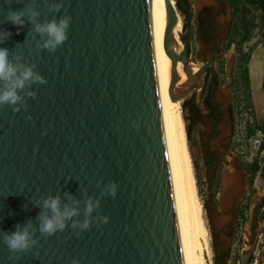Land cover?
<instances>
[{
    "label": "water",
    "instance_id": "water-1",
    "mask_svg": "<svg viewBox=\"0 0 264 264\" xmlns=\"http://www.w3.org/2000/svg\"><path fill=\"white\" fill-rule=\"evenodd\" d=\"M170 22L163 48L189 79L178 95L184 101L197 76L188 54L192 45L193 11L188 12L184 50L175 51L174 30L180 14L165 0ZM32 0H0V30L11 36L0 47L35 64L46 84H34L35 98L14 112L0 107V232L41 211L40 197L65 192L81 200H100L89 230L73 229L44 237L27 253H12L0 236V264H186L178 223L170 163L162 121L152 38L149 0H62L59 13L45 0H35L40 20L67 14L68 39L55 52L38 49L31 25L6 21L8 8L21 9ZM61 0H48L57 3ZM35 37V38H34ZM42 43V41H41ZM259 53V54H258ZM262 61L259 49L255 55ZM264 67V61H262ZM252 77V76H251ZM174 82L180 81L177 68ZM174 85V84H173ZM172 85V86H173ZM264 68L253 90L259 116L264 108ZM261 95V104L255 94ZM29 115L31 119H28ZM108 182L117 195L101 196ZM86 194V195H85ZM67 202V201H66ZM107 216L108 223L100 217Z\"/></svg>",
    "mask_w": 264,
    "mask_h": 264
},
{
    "label": "flooded vegetation",
    "instance_id": "flooded-vegetation-1",
    "mask_svg": "<svg viewBox=\"0 0 264 264\" xmlns=\"http://www.w3.org/2000/svg\"><path fill=\"white\" fill-rule=\"evenodd\" d=\"M176 3L186 32L189 14ZM185 4L194 14L188 60L197 79L183 107L198 146L215 262L247 264L264 215V139L252 147L240 137L238 93L243 73L250 71L251 50L264 39V0Z\"/></svg>",
    "mask_w": 264,
    "mask_h": 264
},
{
    "label": "clouds",
    "instance_id": "clouds-1",
    "mask_svg": "<svg viewBox=\"0 0 264 264\" xmlns=\"http://www.w3.org/2000/svg\"><path fill=\"white\" fill-rule=\"evenodd\" d=\"M45 3L50 12L59 13L63 8L62 0L57 3H48V0H45ZM40 15L35 0H32L21 9L8 8L6 21L18 26V29L30 24V31L40 37L36 47L55 52L68 39L72 17L65 14L59 19L53 17L42 22ZM11 35L9 31L0 30V44H4ZM35 69V64L24 63L20 55H13L8 48L0 47V107L9 106L14 112L27 108L26 98H35L37 95L36 91L31 90L32 85L47 83V80ZM28 119H31L30 115ZM117 191L118 185L115 182H108L103 186L101 196L107 194L115 197ZM80 204L81 200L68 192H65L63 197L59 194L40 197L34 203V206L41 209L35 223L32 219L23 224L18 223L15 231L0 232V236L12 253L23 254L31 251L38 244L35 236L37 230L41 236L49 237L64 231L69 226V222L73 229L89 230L93 219L92 213L100 207V200L91 196L83 200V220L77 219L81 214ZM100 219L103 223H108L109 220L107 216ZM72 264H79V261L73 260Z\"/></svg>",
    "mask_w": 264,
    "mask_h": 264
},
{
    "label": "bare ground",
    "instance_id": "bare-ground-1",
    "mask_svg": "<svg viewBox=\"0 0 264 264\" xmlns=\"http://www.w3.org/2000/svg\"><path fill=\"white\" fill-rule=\"evenodd\" d=\"M149 9L162 121L185 260L186 264H210L209 231L188 144L182 101L178 100L189 77L183 70V63L176 65L163 48L164 35L170 22L166 1L149 0ZM180 31L181 21L173 33L177 53H180L179 45L182 44ZM258 54L255 55L251 72L254 88L260 83L263 73ZM176 68L180 76L178 83L174 82ZM255 98L260 105L262 98L259 92H256Z\"/></svg>",
    "mask_w": 264,
    "mask_h": 264
},
{
    "label": "rangeland",
    "instance_id": "rangeland-1",
    "mask_svg": "<svg viewBox=\"0 0 264 264\" xmlns=\"http://www.w3.org/2000/svg\"><path fill=\"white\" fill-rule=\"evenodd\" d=\"M174 4L177 6V0H173ZM178 9V8H177ZM179 14H180V21H181V31H180V40L182 42L181 45H179V51L182 52L184 50V42L183 39L186 35L185 32V27H184V18L183 16H181L180 11L178 10ZM264 49V39L263 40H259L252 48L251 50V55L249 56V62L252 60L254 54L257 52V50L259 49ZM253 55V56H252ZM262 61H264V57L262 58ZM242 67H244V64L242 65ZM264 68V67H263ZM244 72V71H243ZM248 77V80H247ZM253 84H252V77L250 74V71L248 72V75L246 73H243L242 75V82H241V87L239 89V99H240V104L239 106V111L237 114V131L240 135V137H242V139L244 140V144H248L252 147H258L259 146V142H256V140L258 141H262V139H264V127L258 126V124H262L264 122V108H262V113L261 116H259V113L257 111L256 105L254 103L253 100ZM263 91H264V87H263ZM184 101H182V107H183ZM183 113H184V119L186 122V129H187V137H188V144H189V148H190V152L192 155V159H193V165H194V169H195V173H196V178H197V186H198V192L199 195L202 199L203 202V207H204V211H205V219L207 222V226H208V231H209V238H210V245H211V254H210V264H216L215 262V253H214V235L211 229V224H210V220L208 217V214L206 212V208H205V202H206V196H205V188H204V182H203V174L202 172L199 170V166H198V155H197V150H198V146H197V142L193 141V139L191 138L190 134H189V129H188V122L186 119V114H185V109L183 107ZM220 220H218L217 223H219ZM248 253L245 254V259L247 260L248 258Z\"/></svg>",
    "mask_w": 264,
    "mask_h": 264
},
{
    "label": "built area",
    "instance_id": "built-area-1",
    "mask_svg": "<svg viewBox=\"0 0 264 264\" xmlns=\"http://www.w3.org/2000/svg\"><path fill=\"white\" fill-rule=\"evenodd\" d=\"M247 264H264V215L261 218L255 243Z\"/></svg>",
    "mask_w": 264,
    "mask_h": 264
}]
</instances>
